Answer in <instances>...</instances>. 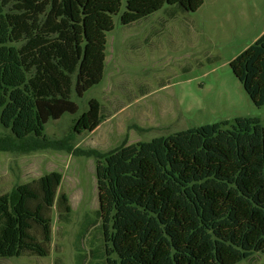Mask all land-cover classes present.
Here are the masks:
<instances>
[{"label":"trees","instance_id":"16d2710c","mask_svg":"<svg viewBox=\"0 0 264 264\" xmlns=\"http://www.w3.org/2000/svg\"><path fill=\"white\" fill-rule=\"evenodd\" d=\"M205 0H0L18 45L41 123L75 113L100 83L106 33L113 16L130 26L164 9L196 11ZM256 106H264V33L231 62ZM95 99L76 119L70 138L104 118ZM109 116V115H108ZM64 149L33 136L0 140V150ZM91 155V154H88ZM98 217L107 264H239L264 252V127L254 117L205 124L150 141L121 145L98 156ZM51 171L0 194V259L49 255L50 210L70 221ZM114 255V258L111 256Z\"/></svg>","mask_w":264,"mask_h":264},{"label":"rangeland","instance_id":"374dc122","mask_svg":"<svg viewBox=\"0 0 264 264\" xmlns=\"http://www.w3.org/2000/svg\"><path fill=\"white\" fill-rule=\"evenodd\" d=\"M124 8L122 0L121 12ZM5 11L0 4V140L33 136L64 149L0 150V194L57 171L62 175L58 193L67 195L71 218L61 222L56 206L50 210L48 256L22 255L0 264H107L97 214L98 156L236 117L258 118L264 127V106L252 102L230 67L264 33V0H205L194 12L169 16L162 9L130 26L114 15L102 80L82 97L72 95L75 113L45 124L35 112ZM91 99L103 106L102 122L70 138ZM239 264H264V252Z\"/></svg>","mask_w":264,"mask_h":264}]
</instances>
